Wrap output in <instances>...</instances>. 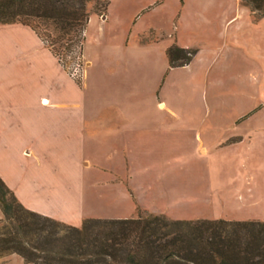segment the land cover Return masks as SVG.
Listing matches in <instances>:
<instances>
[{
    "label": "crops",
    "instance_id": "obj_1",
    "mask_svg": "<svg viewBox=\"0 0 264 264\" xmlns=\"http://www.w3.org/2000/svg\"><path fill=\"white\" fill-rule=\"evenodd\" d=\"M171 1L107 0L103 13L91 10L79 81L29 25L0 23V178L23 206L78 225L94 215L81 210L84 174L99 177L89 189L101 199L123 204L114 217L137 204L170 218L264 220V59L258 78L247 73L259 91L224 127L205 122L214 80L202 84L219 33L237 41L229 26L243 16L264 25V14L254 18L239 0ZM150 15L158 20L143 21ZM171 43L195 52L170 66ZM192 162L198 171H188ZM178 172L188 180L167 179ZM12 256L21 259L5 253L0 264Z\"/></svg>",
    "mask_w": 264,
    "mask_h": 264
},
{
    "label": "trees",
    "instance_id": "obj_2",
    "mask_svg": "<svg viewBox=\"0 0 264 264\" xmlns=\"http://www.w3.org/2000/svg\"><path fill=\"white\" fill-rule=\"evenodd\" d=\"M89 1L0 0V23L29 25L65 67L81 54ZM240 1L256 11L254 18L264 14V0ZM106 5L93 0L92 10L103 12ZM194 52L175 43L165 49L170 66L186 63ZM0 210V251L31 264H264L260 219L170 218L144 211L85 216L73 225L26 208L1 178Z\"/></svg>",
    "mask_w": 264,
    "mask_h": 264
},
{
    "label": "rangeland",
    "instance_id": "obj_3",
    "mask_svg": "<svg viewBox=\"0 0 264 264\" xmlns=\"http://www.w3.org/2000/svg\"><path fill=\"white\" fill-rule=\"evenodd\" d=\"M174 4V1L171 0H168L167 2V6L172 7L174 6ZM92 5L93 0H90L87 3V8L92 10ZM98 13L103 12L101 11ZM252 13L253 12H251V14ZM255 13L256 11L253 14ZM154 20H158L156 15L146 16L143 19V21L147 22ZM237 22H239L238 26L230 25L229 29L233 30L239 39L237 41H230L227 39L229 38L227 37V35L225 36L219 33V40L215 42L216 46L218 45L217 47H219V57L214 62V64L210 66L209 73L206 78L204 77V81L202 82L203 88L207 89L208 82H210L212 78L214 80L213 88L215 93V97L211 99V102H209V96L207 98L205 96L204 103L207 102L208 106L209 104H212L210 108L212 109V113H205V115H203V118L205 119V122H218L220 126L225 125V122L228 121V114L237 111L241 105L247 103L250 100L249 91L253 96L257 94V92L259 91L258 85H260L257 81H254L252 79L250 81L248 79L249 74L247 75V73L248 71H251L253 74L256 75L253 78L256 79V77H259V68L262 61L261 59H264V25L249 26L248 22H245L244 16L243 18L236 20L234 24ZM241 39L246 40L245 45L243 42H241ZM52 45L55 48L59 47L58 42H53ZM195 100L196 99H194V97L190 99L188 98L187 106H190V104L193 101L195 102ZM193 120L195 121V118ZM193 120H191V122ZM197 164L198 163L196 162L189 163L188 171H198L199 168H197ZM80 176L81 179H79L81 183V189L84 194V199L82 202L83 204L81 203L82 211H87L91 214L93 213L94 215H91V217H114L113 215L121 211L120 207H123V204L118 202V200L112 201L110 199H101L98 193V189H89V185L91 184L90 180L99 179L97 175L84 176V174H82ZM167 179H172V182L188 180L187 175L181 174L180 172H178L176 175H173L171 178L167 177ZM144 211L147 210L143 209L142 207L136 204L129 216H135L137 213H142ZM1 219L2 216L0 218V226L3 222ZM4 224L7 225L8 223L5 222ZM5 253L10 252L0 251V255ZM21 259H19L20 261H18L16 257L12 256L4 264H31L29 262H25L23 259L22 262Z\"/></svg>",
    "mask_w": 264,
    "mask_h": 264
},
{
    "label": "built area",
    "instance_id": "obj_4",
    "mask_svg": "<svg viewBox=\"0 0 264 264\" xmlns=\"http://www.w3.org/2000/svg\"><path fill=\"white\" fill-rule=\"evenodd\" d=\"M67 74L74 80L79 81L83 70V59L81 54H75L64 67Z\"/></svg>",
    "mask_w": 264,
    "mask_h": 264
}]
</instances>
